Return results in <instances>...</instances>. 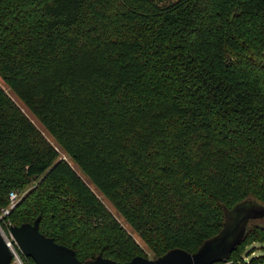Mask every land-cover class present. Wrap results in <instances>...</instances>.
<instances>
[{"label":"trees","instance_id":"obj_1","mask_svg":"<svg viewBox=\"0 0 264 264\" xmlns=\"http://www.w3.org/2000/svg\"><path fill=\"white\" fill-rule=\"evenodd\" d=\"M0 77V209L82 261L145 256L104 199L155 258L264 205V0H0Z\"/></svg>","mask_w":264,"mask_h":264},{"label":"water","instance_id":"obj_2","mask_svg":"<svg viewBox=\"0 0 264 264\" xmlns=\"http://www.w3.org/2000/svg\"><path fill=\"white\" fill-rule=\"evenodd\" d=\"M264 218V205L255 200H245L233 208H225V221L221 231L204 241L196 252L175 248L157 257L135 256L126 262L116 261L103 255L86 261L80 260L76 252L47 237L40 231L38 217L33 223L12 225L11 233L22 253L37 264H213L229 262L230 253L244 239L251 220ZM13 254L5 238L0 234V264H12Z\"/></svg>","mask_w":264,"mask_h":264},{"label":"rangeland","instance_id":"obj_3","mask_svg":"<svg viewBox=\"0 0 264 264\" xmlns=\"http://www.w3.org/2000/svg\"><path fill=\"white\" fill-rule=\"evenodd\" d=\"M0 83L2 85H4L1 77H0ZM5 87V85H4ZM6 88V87H5ZM15 100L17 101V103L21 106V108L24 110V112L33 120V122L38 126V128H40L44 134L46 135V137L56 146L58 145V142L56 141V139L46 130L44 129V127L42 126V124L40 123V121L34 117V115L25 107V105L17 98L15 97ZM63 158H66L64 155H62ZM31 187H29L28 189H26L25 191H18L15 190L18 193V197L15 200V206L12 208L14 209L16 207V205L19 203V201L24 197L25 193L30 189ZM104 203L107 205V207L111 210L112 213L115 214V216L119 219V221L128 229V231L137 239V241L139 242V244L141 245L142 249L145 252V256L149 257V258H155L154 253L151 251V249L141 240V238L136 234L135 231H133V229L130 227V225L123 219V217L117 212V210L114 208V206L110 203V201H108L107 199H104ZM10 206V198H9V204L7 205V207ZM254 250V253L252 255H264V243H260V242H254L249 244L246 249H245V254L244 257L245 258H249L251 251ZM12 264H17L15 261L12 262Z\"/></svg>","mask_w":264,"mask_h":264},{"label":"built area","instance_id":"obj_4","mask_svg":"<svg viewBox=\"0 0 264 264\" xmlns=\"http://www.w3.org/2000/svg\"><path fill=\"white\" fill-rule=\"evenodd\" d=\"M17 197L18 193L16 191H11L9 195L10 206L0 209V234L5 238L6 243L12 251L13 261H15L17 264H24L20 256V253H22V251L10 230L12 223L5 220V216L9 215L10 211L15 206V200L17 199Z\"/></svg>","mask_w":264,"mask_h":264}]
</instances>
